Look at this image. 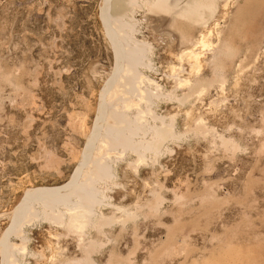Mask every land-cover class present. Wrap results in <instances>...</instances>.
I'll use <instances>...</instances> for the list:
<instances>
[{
  "label": "rangeland",
  "instance_id": "obj_1",
  "mask_svg": "<svg viewBox=\"0 0 264 264\" xmlns=\"http://www.w3.org/2000/svg\"><path fill=\"white\" fill-rule=\"evenodd\" d=\"M106 1L0 0V264L5 245L11 264H264V0L244 36L229 31L245 0H215L185 38L179 5L138 8V93L108 96L135 112L150 85L175 137L114 159L91 221L62 208L16 224L28 193L80 169L121 52Z\"/></svg>",
  "mask_w": 264,
  "mask_h": 264
},
{
  "label": "bare ground",
  "instance_id": "obj_2",
  "mask_svg": "<svg viewBox=\"0 0 264 264\" xmlns=\"http://www.w3.org/2000/svg\"><path fill=\"white\" fill-rule=\"evenodd\" d=\"M171 2L182 8L180 17L186 19V22L177 23V29L185 38L192 29L194 21L202 20L208 15L207 8L215 0L106 1L104 10L106 20L111 26L115 43L120 45L121 52L118 54L116 70L103 95L98 120L88 141L80 169L66 185L38 189L28 193L15 217L16 224H21L25 216L38 217L46 213L52 219H59L57 213H60L62 208H66L75 218L80 217L86 222L91 221L96 216V208L105 200L101 185L112 182L111 180L114 178L113 160L134 156L135 162L139 163L146 158L150 151L158 154L163 143L175 137L173 125L166 124L163 118L151 110L159 94L150 85L143 91L145 92L144 108L135 112L125 109L124 102L126 100L124 98L120 97L119 100L113 101L111 100L112 96H108L110 90L114 91V87L119 89L123 87L124 91L122 92L130 96L136 95L139 90L137 83L140 79V68L145 64L150 47L147 43L138 41L134 36L136 10L144 5L157 6ZM261 2L262 0H245L244 7L238 10L234 17L229 36H244V28L251 22L249 14ZM248 6L249 8H247ZM195 13L197 14L195 15ZM235 52H237L236 49L233 51L223 47L219 54L232 57ZM124 71L129 73L125 74ZM160 120L161 125H159ZM98 143L107 145V153H118L122 158L107 153L100 157H94L93 151ZM85 171L88 176L84 179ZM14 256H16L15 251L9 245H5L3 249L5 264H11V259L15 258Z\"/></svg>",
  "mask_w": 264,
  "mask_h": 264
}]
</instances>
